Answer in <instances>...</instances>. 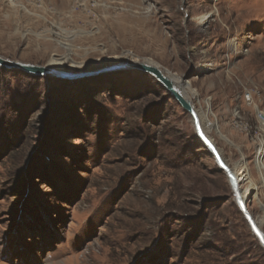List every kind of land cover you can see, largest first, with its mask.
<instances>
[{
	"label": "rangeland",
	"instance_id": "obj_1",
	"mask_svg": "<svg viewBox=\"0 0 264 264\" xmlns=\"http://www.w3.org/2000/svg\"><path fill=\"white\" fill-rule=\"evenodd\" d=\"M0 57L78 75L0 68V264H264L177 101L135 69L80 75L147 60L187 78L208 136L257 177L264 0H0Z\"/></svg>",
	"mask_w": 264,
	"mask_h": 264
},
{
	"label": "water",
	"instance_id": "obj_2",
	"mask_svg": "<svg viewBox=\"0 0 264 264\" xmlns=\"http://www.w3.org/2000/svg\"><path fill=\"white\" fill-rule=\"evenodd\" d=\"M0 68L4 69H17L25 72L28 75L41 77V76H54L71 78L73 76L68 72H56L49 67L37 66L29 63H22L16 61H10L0 57ZM116 69H135L154 78L160 87L164 89L173 99L177 101L180 107L190 116L191 122L194 128L195 135L201 141L207 154L213 157L215 164L220 172H222L228 182L230 191L232 194L233 202L236 205L241 216L245 220L251 234L258 241L260 247L264 250V231L261 228L262 220L257 219L248 209V200L250 198L243 197V190L241 186L243 183L238 180L234 167H232L224 158L221 150L216 146L214 141L208 136V133L204 129V123L200 117L198 109L195 108L190 98L184 92L182 88L185 84L184 80L180 79V83L177 84L172 78V74L161 69L157 64H149L144 61H122L111 64L107 67H103L97 70L88 71L82 75L99 74L107 70ZM206 118V117H205ZM207 121V118H206ZM210 123L208 122V126ZM241 182V183H240Z\"/></svg>",
	"mask_w": 264,
	"mask_h": 264
},
{
	"label": "crops",
	"instance_id": "obj_3",
	"mask_svg": "<svg viewBox=\"0 0 264 264\" xmlns=\"http://www.w3.org/2000/svg\"><path fill=\"white\" fill-rule=\"evenodd\" d=\"M257 122H258V120H257ZM258 124H260V123L258 122ZM223 131H224V133H227L228 138L229 137L234 138L233 130L229 129L228 127H225ZM260 131H261V133L257 134L256 136H250L249 134L247 135V136H250V140L252 142V146L250 147L251 149L249 150V155H251V158H252V159H250L251 160L250 162H252L251 164L253 166V169H254L253 159L255 157V154L257 153V150H260V151L264 150V128L262 127L260 129ZM232 144L234 146H236L238 149L242 148L241 146H244L246 149L249 148L245 143H241V142L238 143V142L234 141ZM253 152H255L254 156H253ZM257 162L260 165V167L257 170V177H254V175L251 177L249 175V173L245 174L246 172L244 173V171H239L240 170L239 168H237L235 170H236V174L238 175L239 180L241 181L243 179L247 182V183L246 182L243 183L242 189H243V187H248L249 185L256 187V189H255L256 190V193H255L256 197H254V198H256L255 203L258 206H260V208H262L264 210V156H263V162L256 160L255 165H258ZM247 165L248 164H246V170H247ZM239 167H242V165L241 166L239 165ZM240 176L243 178H241Z\"/></svg>",
	"mask_w": 264,
	"mask_h": 264
},
{
	"label": "built area",
	"instance_id": "obj_4",
	"mask_svg": "<svg viewBox=\"0 0 264 264\" xmlns=\"http://www.w3.org/2000/svg\"><path fill=\"white\" fill-rule=\"evenodd\" d=\"M245 99L248 102V104H252L253 101H252L250 95H246ZM257 115H258L257 117L261 121V124H263V122H264V114L258 112ZM245 129H247V127H245ZM263 156H264V150L263 151L257 150V153L255 154V157H254V170L257 167L255 165V162H256L257 158L259 157L260 161L263 162Z\"/></svg>",
	"mask_w": 264,
	"mask_h": 264
},
{
	"label": "bare ground",
	"instance_id": "obj_5",
	"mask_svg": "<svg viewBox=\"0 0 264 264\" xmlns=\"http://www.w3.org/2000/svg\"><path fill=\"white\" fill-rule=\"evenodd\" d=\"M208 17H209V15H206L205 16V19L204 20H208ZM147 61V60H146ZM147 63H149V64H154L153 62H150V61H147ZM172 79L173 80H175L176 82H177V84H179L180 83V80L179 81H177V79H175L176 77L175 76H173L172 75ZM186 84V83H185ZM183 89H184V86L182 87ZM185 92V91H184ZM187 95V94H186ZM200 117H201V119H202V121H203V123H204V129H205V131L207 132V131H209V129L212 127V126H207V125H205V122H206V119L204 118V117H202V115H200ZM262 127L264 128V122H263V124H262ZM257 160L258 161H260V159H259V157L257 158ZM257 167H256V170H258V165H256ZM236 172V171H235ZM237 177H238V175H237ZM238 180H239V178H238ZM240 181V180H239ZM241 186V185H240ZM244 197V196H243Z\"/></svg>",
	"mask_w": 264,
	"mask_h": 264
},
{
	"label": "trees",
	"instance_id": "obj_6",
	"mask_svg": "<svg viewBox=\"0 0 264 264\" xmlns=\"http://www.w3.org/2000/svg\"><path fill=\"white\" fill-rule=\"evenodd\" d=\"M202 146H203V144H202ZM205 148H204V146H203V150H204ZM205 151H206V149H205Z\"/></svg>",
	"mask_w": 264,
	"mask_h": 264
},
{
	"label": "snow or ice",
	"instance_id": "obj_7",
	"mask_svg": "<svg viewBox=\"0 0 264 264\" xmlns=\"http://www.w3.org/2000/svg\"><path fill=\"white\" fill-rule=\"evenodd\" d=\"M262 242H264V240H262Z\"/></svg>",
	"mask_w": 264,
	"mask_h": 264
}]
</instances>
